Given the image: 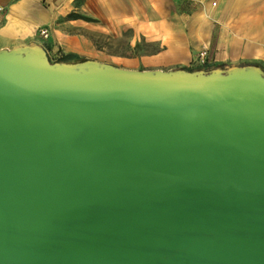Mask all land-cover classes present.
<instances>
[{
	"label": "water",
	"instance_id": "1",
	"mask_svg": "<svg viewBox=\"0 0 264 264\" xmlns=\"http://www.w3.org/2000/svg\"><path fill=\"white\" fill-rule=\"evenodd\" d=\"M0 264H264V71L0 48Z\"/></svg>",
	"mask_w": 264,
	"mask_h": 264
},
{
	"label": "crops",
	"instance_id": "2",
	"mask_svg": "<svg viewBox=\"0 0 264 264\" xmlns=\"http://www.w3.org/2000/svg\"><path fill=\"white\" fill-rule=\"evenodd\" d=\"M24 45L128 69L264 71V0H0V48Z\"/></svg>",
	"mask_w": 264,
	"mask_h": 264
},
{
	"label": "built area",
	"instance_id": "3",
	"mask_svg": "<svg viewBox=\"0 0 264 264\" xmlns=\"http://www.w3.org/2000/svg\"><path fill=\"white\" fill-rule=\"evenodd\" d=\"M39 34L43 37L46 38L49 34V30L47 27H41L38 30ZM205 54H206V49L203 47L199 52H198V59L200 60V62L204 61L205 58Z\"/></svg>",
	"mask_w": 264,
	"mask_h": 264
},
{
	"label": "trees",
	"instance_id": "4",
	"mask_svg": "<svg viewBox=\"0 0 264 264\" xmlns=\"http://www.w3.org/2000/svg\"><path fill=\"white\" fill-rule=\"evenodd\" d=\"M70 57H71L70 54H68V55L65 54L59 58V61H68Z\"/></svg>",
	"mask_w": 264,
	"mask_h": 264
},
{
	"label": "rangeland",
	"instance_id": "5",
	"mask_svg": "<svg viewBox=\"0 0 264 264\" xmlns=\"http://www.w3.org/2000/svg\"><path fill=\"white\" fill-rule=\"evenodd\" d=\"M50 61H55V60L50 58Z\"/></svg>",
	"mask_w": 264,
	"mask_h": 264
}]
</instances>
